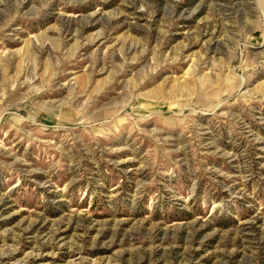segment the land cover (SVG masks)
Instances as JSON below:
<instances>
[{
    "label": "rangeland",
    "instance_id": "1",
    "mask_svg": "<svg viewBox=\"0 0 264 264\" xmlns=\"http://www.w3.org/2000/svg\"><path fill=\"white\" fill-rule=\"evenodd\" d=\"M0 264H264V0H0Z\"/></svg>",
    "mask_w": 264,
    "mask_h": 264
},
{
    "label": "bare ground",
    "instance_id": "2",
    "mask_svg": "<svg viewBox=\"0 0 264 264\" xmlns=\"http://www.w3.org/2000/svg\"><path fill=\"white\" fill-rule=\"evenodd\" d=\"M5 259V256L0 255V260Z\"/></svg>",
    "mask_w": 264,
    "mask_h": 264
}]
</instances>
